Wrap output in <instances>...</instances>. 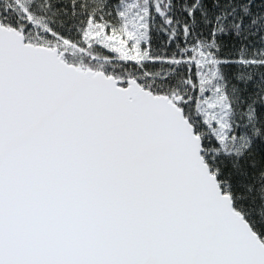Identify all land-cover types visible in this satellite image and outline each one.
Masks as SVG:
<instances>
[{"label": "snow or ice", "instance_id": "6c2138e0", "mask_svg": "<svg viewBox=\"0 0 264 264\" xmlns=\"http://www.w3.org/2000/svg\"><path fill=\"white\" fill-rule=\"evenodd\" d=\"M0 264H264V0H0Z\"/></svg>", "mask_w": 264, "mask_h": 264}]
</instances>
